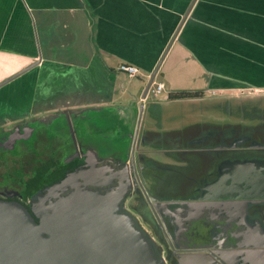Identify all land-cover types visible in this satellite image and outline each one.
I'll use <instances>...</instances> for the list:
<instances>
[{
	"label": "crops",
	"instance_id": "obj_1",
	"mask_svg": "<svg viewBox=\"0 0 264 264\" xmlns=\"http://www.w3.org/2000/svg\"><path fill=\"white\" fill-rule=\"evenodd\" d=\"M150 77L168 100L264 91V0H0V98L20 118L138 111ZM186 208L159 210L177 236Z\"/></svg>",
	"mask_w": 264,
	"mask_h": 264
},
{
	"label": "flooded vegetation",
	"instance_id": "obj_2",
	"mask_svg": "<svg viewBox=\"0 0 264 264\" xmlns=\"http://www.w3.org/2000/svg\"><path fill=\"white\" fill-rule=\"evenodd\" d=\"M217 104L222 112L229 110L228 100ZM226 114L239 116L231 111ZM66 125L64 118L53 115L0 123L1 199H15L29 207L32 197L85 164L87 149L74 143ZM239 139V144L231 141L232 147L224 144L212 150L209 171L162 203L169 209L178 204L187 207L178 236L165 223V235L161 228L157 234L144 225L166 264H174L178 255L186 256L188 264H264V132ZM121 162L128 164L134 186L132 165L128 160ZM189 203L195 209L192 214Z\"/></svg>",
	"mask_w": 264,
	"mask_h": 264
},
{
	"label": "rangeland",
	"instance_id": "obj_3",
	"mask_svg": "<svg viewBox=\"0 0 264 264\" xmlns=\"http://www.w3.org/2000/svg\"><path fill=\"white\" fill-rule=\"evenodd\" d=\"M6 100L8 96L0 98V123L21 115L9 111L10 101ZM226 100L230 102L228 111L239 116L228 117L226 109L221 111L217 102ZM123 110L115 111L112 116L108 109L69 111L53 116L64 118L72 132L71 139L87 149V153L92 151L101 159L129 161L135 172V183L125 206L143 229L146 230L145 225L152 231L156 229L157 234L161 228L165 235L158 217L162 203L173 194L189 189L200 174L209 171L207 162L214 154L212 150L224 144L232 147L231 141L239 144L240 137L264 132V91L248 88L220 97L210 92L202 100L152 96L142 109L139 105L138 111L132 106ZM87 122L93 123L92 128L86 127ZM118 126L123 131L114 136ZM191 140L198 141L191 143ZM226 151L234 154L232 149ZM185 259L178 255L174 264H187Z\"/></svg>",
	"mask_w": 264,
	"mask_h": 264
},
{
	"label": "water",
	"instance_id": "obj_4",
	"mask_svg": "<svg viewBox=\"0 0 264 264\" xmlns=\"http://www.w3.org/2000/svg\"><path fill=\"white\" fill-rule=\"evenodd\" d=\"M86 156L29 207L0 198V264H166L125 206L133 188L128 164Z\"/></svg>",
	"mask_w": 264,
	"mask_h": 264
},
{
	"label": "built area",
	"instance_id": "obj_5",
	"mask_svg": "<svg viewBox=\"0 0 264 264\" xmlns=\"http://www.w3.org/2000/svg\"><path fill=\"white\" fill-rule=\"evenodd\" d=\"M119 71L127 74L131 78H137L141 76L140 70L132 65L123 64L119 67ZM150 79L151 82L145 92L144 98L142 99L143 101L152 96L158 98L165 91V85L163 83L155 81V78L152 77H150Z\"/></svg>",
	"mask_w": 264,
	"mask_h": 264
},
{
	"label": "trees",
	"instance_id": "obj_6",
	"mask_svg": "<svg viewBox=\"0 0 264 264\" xmlns=\"http://www.w3.org/2000/svg\"><path fill=\"white\" fill-rule=\"evenodd\" d=\"M193 96H195V95H191V94H189V93H180V94H178V95H175L174 97H172V96H170L171 98H185V97H188V98H192Z\"/></svg>",
	"mask_w": 264,
	"mask_h": 264
}]
</instances>
